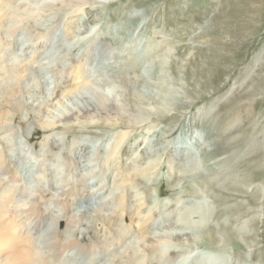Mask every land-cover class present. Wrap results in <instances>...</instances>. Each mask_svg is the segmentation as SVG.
Returning <instances> with one entry per match:
<instances>
[{
    "label": "rangeland",
    "instance_id": "1",
    "mask_svg": "<svg viewBox=\"0 0 264 264\" xmlns=\"http://www.w3.org/2000/svg\"><path fill=\"white\" fill-rule=\"evenodd\" d=\"M0 2V59L21 66L0 125L24 181L45 183L39 239H106L109 254L111 239H162L169 264H264V0ZM220 125L236 152L214 150ZM19 143L31 155L16 163Z\"/></svg>",
    "mask_w": 264,
    "mask_h": 264
},
{
    "label": "bare ground",
    "instance_id": "2",
    "mask_svg": "<svg viewBox=\"0 0 264 264\" xmlns=\"http://www.w3.org/2000/svg\"><path fill=\"white\" fill-rule=\"evenodd\" d=\"M4 5L3 2H0V8L4 7ZM18 16L23 15L22 13L18 14L16 11H11L9 14L10 19H16ZM8 61L9 64H6L0 59V87L4 99V105L0 108V122L6 120L5 107L9 106V100H11L13 93V89L10 88L12 77L21 73L20 65L15 64L11 60ZM78 77V72L72 75L73 80ZM262 88L263 86L255 87L254 90L249 91V95H258ZM75 94L78 95L77 93ZM61 99V94L55 92L52 97L50 96L46 105L56 104L55 101ZM243 119L240 113L233 114V126H239ZM226 126L228 125L216 129L223 137H221V141L217 142L214 150L236 152L243 143L240 140V142L229 141L232 138L227 134L229 129ZM0 134H4L2 138L5 140V142L0 140V264H109L110 262L113 264H149L156 258L155 251L157 249L166 252V263L162 262V264H169L175 260L176 256L172 255L171 249L159 247V244L164 242L162 239H156L155 244L153 242L145 244L146 239H111V242L119 240L120 243H117L118 245L110 254L106 246L108 244L106 239H84L80 243L78 239H71L70 236H68L70 238L66 236V239H39L38 234L43 220L41 215L49 211H46L47 208L38 202L39 198L43 196L45 183H41L39 179H36L34 185H29L24 181L18 169L14 168L7 157V152L13 150L14 145L18 144L13 141V130L9 126L0 125ZM228 137L230 139L226 140ZM29 140L30 137L27 138V141ZM17 149L16 163H19L23 156L31 155V148L26 143H19ZM250 151L252 149H247L249 154ZM151 170L152 168H142L140 174L147 176L152 172ZM127 173L123 174L124 180L130 177V174ZM239 180L241 182L247 181V179L243 178ZM51 186L54 189L53 194L55 197H58L63 192L61 181H56ZM91 191L95 192L93 189ZM99 207L103 208V205L91 203L86 205L84 211L100 209ZM118 207L119 211H121V213H116L118 220L124 215H129L133 210L125 200H121L118 203ZM140 207L141 204L134 207L138 216L141 213ZM78 210L81 211L80 209ZM55 211L58 212L57 210ZM140 219L141 217L139 221ZM58 220H60V217L54 218L55 222L52 232L56 230ZM114 220L110 218V222ZM30 225L31 228H29ZM138 225L144 227L145 223L141 221ZM42 230L44 231L43 227ZM97 253H102L103 259L98 261L96 259ZM80 258H83L82 261H80Z\"/></svg>",
    "mask_w": 264,
    "mask_h": 264
}]
</instances>
